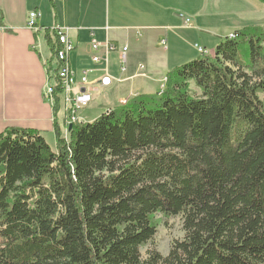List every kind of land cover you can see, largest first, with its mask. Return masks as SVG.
Masks as SVG:
<instances>
[{
    "label": "trees",
    "instance_id": "obj_1",
    "mask_svg": "<svg viewBox=\"0 0 264 264\" xmlns=\"http://www.w3.org/2000/svg\"><path fill=\"white\" fill-rule=\"evenodd\" d=\"M263 78L264 27L248 26L67 139L56 85V152L36 130L0 133V264H264ZM157 216L185 236L142 260Z\"/></svg>",
    "mask_w": 264,
    "mask_h": 264
},
{
    "label": "crops",
    "instance_id": "obj_2",
    "mask_svg": "<svg viewBox=\"0 0 264 264\" xmlns=\"http://www.w3.org/2000/svg\"><path fill=\"white\" fill-rule=\"evenodd\" d=\"M54 3L52 18L37 7L38 0H0V133L8 128H22L36 130L43 137L54 134L52 107L44 98L48 79L44 62L50 57L45 28L58 26L69 30L75 49L68 59L75 79L87 72L93 89L91 104L103 94L106 111L138 94L156 93L165 82L164 77L154 91L147 87V82L142 87L136 85V80H152L155 74V67L139 56L146 53L147 42L158 36L162 25H165L162 30L169 28L170 0H54ZM30 12L37 13L38 32L27 28ZM92 37L118 49L127 47L125 72L119 70V51L106 55L101 50L102 61L91 62ZM140 66L143 70H139ZM105 72L113 81L110 86L99 88L97 81ZM65 123L63 115L60 123L63 136Z\"/></svg>",
    "mask_w": 264,
    "mask_h": 264
},
{
    "label": "rangeland",
    "instance_id": "obj_3",
    "mask_svg": "<svg viewBox=\"0 0 264 264\" xmlns=\"http://www.w3.org/2000/svg\"><path fill=\"white\" fill-rule=\"evenodd\" d=\"M37 7H41L50 17L55 16L50 0H38ZM169 25L167 30H162L165 27L162 25L158 36L155 35L153 40L147 42L146 53L139 56L143 62H149V66L155 67L152 80H136L139 87L147 82V87L154 91L167 71L201 56L213 58L217 44L225 38H232L238 30L248 26L264 27V4L258 0H170ZM195 47L200 48L201 53ZM247 73L250 74L248 71ZM162 88L163 86L159 91ZM190 90L197 96L200 94L193 82L190 83ZM259 99L263 100L261 94ZM105 112L102 94L86 109L79 111L77 117L82 122L89 123ZM62 116L61 111L58 115L59 124ZM44 138L50 150L56 152L54 134L45 135ZM157 220L159 223L155 236L139 249L142 260L152 253L167 256L173 243L181 241L185 236L181 216H157Z\"/></svg>",
    "mask_w": 264,
    "mask_h": 264
},
{
    "label": "built area",
    "instance_id": "obj_4",
    "mask_svg": "<svg viewBox=\"0 0 264 264\" xmlns=\"http://www.w3.org/2000/svg\"><path fill=\"white\" fill-rule=\"evenodd\" d=\"M37 13L30 12L27 18V28L38 32V26L36 24ZM57 38L58 45L60 49L56 54V75L57 82L54 81V78L47 79V85L44 92L45 100L50 104L53 108L55 105V98L53 96L54 89L56 85L59 86L61 92L58 95L59 98V110L62 111L66 123H65V139L68 136V127L73 124L84 123L82 120L77 117L78 112L86 109L90 103L92 102L91 84L88 82L87 73L83 72L78 80L75 79V74L70 68L69 64V56L75 49V42L72 40L69 34L68 29H64L62 27L55 26L52 29ZM93 35V34H92ZM198 52L201 53L200 48L197 49ZM101 50L105 51V54L108 55L110 53H114L119 51L120 53V72H125V62L127 58V47L116 48L113 44L109 42H105L101 44L97 42L95 38L91 39V62L100 63L102 61V57L100 56ZM139 70H143V67H139ZM113 78L105 72L98 81L97 86L99 88L108 87L111 85ZM126 102V101H125ZM123 102L122 104H125Z\"/></svg>",
    "mask_w": 264,
    "mask_h": 264
},
{
    "label": "water",
    "instance_id": "obj_5",
    "mask_svg": "<svg viewBox=\"0 0 264 264\" xmlns=\"http://www.w3.org/2000/svg\"><path fill=\"white\" fill-rule=\"evenodd\" d=\"M71 127H72V126H69V127H68V130H70V129H71Z\"/></svg>",
    "mask_w": 264,
    "mask_h": 264
}]
</instances>
